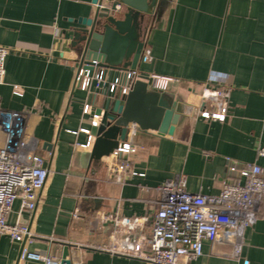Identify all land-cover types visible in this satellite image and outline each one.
<instances>
[{
    "label": "crops",
    "instance_id": "obj_1",
    "mask_svg": "<svg viewBox=\"0 0 264 264\" xmlns=\"http://www.w3.org/2000/svg\"><path fill=\"white\" fill-rule=\"evenodd\" d=\"M94 10L92 0H0V45L8 49L0 109L24 112L26 133L36 138L47 168L36 207L23 210L16 199L7 219L27 223L32 240L25 245L56 261L68 244L72 264H149L106 249L117 235L105 216L151 217L157 187L177 175L188 191L215 194L237 176L229 166L254 162L264 168V157L256 155L264 145V0H171L150 21L151 61L139 68L172 79L173 92L185 98L186 116L171 135L129 132L137 151L124 158L143 175L125 174L122 183L112 179L110 156L88 162L91 147L75 146L86 134L73 131L90 129L102 89L90 80L76 82L69 35L77 26L72 19ZM212 77L228 89L222 121L198 115L199 94ZM83 103L92 105L87 114ZM21 245L0 235V264H16ZM202 245L190 264H264V202L244 231L238 258L225 255L231 248L226 240Z\"/></svg>",
    "mask_w": 264,
    "mask_h": 264
},
{
    "label": "built area",
    "instance_id": "obj_2",
    "mask_svg": "<svg viewBox=\"0 0 264 264\" xmlns=\"http://www.w3.org/2000/svg\"><path fill=\"white\" fill-rule=\"evenodd\" d=\"M102 0L100 8L108 7ZM120 4L116 6L119 7ZM8 49L0 45V83L5 75V58ZM151 49L145 45L139 63H150ZM76 82L90 80L94 88L105 89L125 95L137 79L150 85L163 88L172 81L168 77H159L139 68L111 69L97 59L82 60L74 67ZM153 78L155 80H153ZM221 78L212 77L210 84L202 87L200 99L203 106L198 115L203 118L224 120L228 110V89ZM15 94H21L19 89ZM205 104L209 108L205 107ZM89 103H83L82 112H90ZM96 114H92L90 126H96ZM86 134L84 143H75L81 148H90L94 136L89 128L80 127L73 133ZM36 138L25 130L23 111L0 109V235L21 243L16 264L39 261L42 264H58L48 254L31 250L25 245L32 240L27 223L17 219L9 222L8 213L13 202L18 199L20 207L32 211L37 204L38 193L47 176L44 159L36 153ZM137 151V145L128 139L119 142L108 155V169L113 180L124 182V175H143L130 167L124 155ZM256 155L264 157V145H258ZM236 171L237 176L223 183L215 194L190 192L186 180L177 175L166 179L157 187L155 211L150 216H105L113 220L116 238L106 249L112 253L144 260L149 264H190L203 252V240H226L230 251L225 254L232 258L240 256L244 231L257 218L259 206L264 202V168L257 163H244ZM148 233H146V225Z\"/></svg>",
    "mask_w": 264,
    "mask_h": 264
},
{
    "label": "water",
    "instance_id": "obj_3",
    "mask_svg": "<svg viewBox=\"0 0 264 264\" xmlns=\"http://www.w3.org/2000/svg\"><path fill=\"white\" fill-rule=\"evenodd\" d=\"M107 1L108 7L100 8L102 0H92L95 10L91 16L72 19L77 24L69 35L75 54L73 68L85 59L100 60L111 69L136 68L150 21L171 0ZM100 91L102 98L94 109L98 123L89 129L94 139L88 162L108 156L119 142L127 140L129 132L171 135L186 116L185 98L173 92L171 84L159 88L137 79L125 95ZM67 256L65 244L58 264H72Z\"/></svg>",
    "mask_w": 264,
    "mask_h": 264
}]
</instances>
